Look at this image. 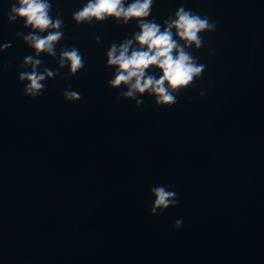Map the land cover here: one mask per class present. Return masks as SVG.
<instances>
[{"label": "water", "instance_id": "95a60500", "mask_svg": "<svg viewBox=\"0 0 264 264\" xmlns=\"http://www.w3.org/2000/svg\"><path fill=\"white\" fill-rule=\"evenodd\" d=\"M86 3L51 0L64 38L40 70L55 71L65 47L84 67L29 98L18 77L35 53L17 32L31 29L10 24L12 0H0V46L11 43L0 52V264H264V0H153L149 20L183 6L216 24L189 50L201 78L170 108L147 94L117 103L126 89L109 87L106 53L139 29L76 25ZM158 186L177 204L152 216Z\"/></svg>", "mask_w": 264, "mask_h": 264}, {"label": "clouds", "instance_id": "9594fccd", "mask_svg": "<svg viewBox=\"0 0 264 264\" xmlns=\"http://www.w3.org/2000/svg\"><path fill=\"white\" fill-rule=\"evenodd\" d=\"M153 0H87V3L73 13L72 20L76 25L88 24L93 21L102 23L109 19L124 25L135 21L138 32L133 33L130 39H125L119 45L112 44L106 53V67L115 69L109 87L122 91L117 98L135 101L137 107L143 105L147 94L154 98L157 107L170 108L177 103L178 93L189 88L195 80L201 78L205 66L198 63L189 51L199 50L203 45V33H212L216 24L207 16H201L190 9L181 6L174 17L164 20L163 24L154 19L149 20ZM51 0H12L8 14V22L23 21L25 29L31 31L23 36L24 43L32 49L35 55L26 56L21 68L30 71H21L19 82L24 83V95L36 98L43 94L45 81L51 80L60 74L66 66L69 76H75L83 67L84 59L77 48H62L58 56V67L54 71L47 67L40 70L44 54L50 58H57L56 45L64 38L62 29L64 22L60 19L57 10L55 18L50 15ZM47 32V35H42ZM100 42V37L96 38ZM11 47V43L0 46V52ZM155 69L161 75L159 78L148 74ZM203 95V93H201ZM63 98L67 102H76L81 96L78 92L66 89ZM154 202L150 215L156 216L177 204V194L164 186L154 187L151 190ZM183 221L177 220L175 228L179 229Z\"/></svg>", "mask_w": 264, "mask_h": 264}]
</instances>
